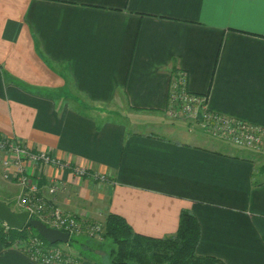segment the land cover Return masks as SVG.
Returning a JSON list of instances; mask_svg holds the SVG:
<instances>
[{
  "label": "crops",
  "instance_id": "obj_1",
  "mask_svg": "<svg viewBox=\"0 0 264 264\" xmlns=\"http://www.w3.org/2000/svg\"><path fill=\"white\" fill-rule=\"evenodd\" d=\"M181 72L211 111L264 129V0H0V136L107 177L32 167L45 187L68 182L57 204L156 238L190 210L199 255L264 264L256 149L169 119ZM0 264L40 263L0 240Z\"/></svg>",
  "mask_w": 264,
  "mask_h": 264
},
{
  "label": "built area",
  "instance_id": "obj_2",
  "mask_svg": "<svg viewBox=\"0 0 264 264\" xmlns=\"http://www.w3.org/2000/svg\"><path fill=\"white\" fill-rule=\"evenodd\" d=\"M169 100L167 111L170 117L194 120L202 113L207 119L206 125L210 131L228 138L234 144L245 145L246 142L258 143L262 140L264 134L262 127L211 111L207 106V96L188 89L186 72L173 76ZM42 165H52L62 170L69 169L80 179L91 176L98 181H107L105 175L93 174L83 167H72L69 162H63L47 151L35 150L16 138L0 136V174L5 180L21 187L20 204L24 211H28L31 217H37L50 227L68 232L71 237L84 233L90 237L102 238L100 221L91 223L85 214L68 213L57 204L58 194L68 188L67 181L55 178L45 187L40 179L33 177L30 169ZM13 246L40 264H81L77 254L65 250L63 245L48 249L42 242L33 239L30 245L19 241Z\"/></svg>",
  "mask_w": 264,
  "mask_h": 264
},
{
  "label": "trees",
  "instance_id": "obj_3",
  "mask_svg": "<svg viewBox=\"0 0 264 264\" xmlns=\"http://www.w3.org/2000/svg\"><path fill=\"white\" fill-rule=\"evenodd\" d=\"M106 215L103 237L110 239L115 245L110 253V264H225L216 257L197 253L201 227L199 220L190 210H182L176 233L161 238L136 232L119 214L109 212ZM89 220L93 222L92 219ZM33 239L42 242L48 249L63 244L49 243L30 225L23 229H13L0 220V240L5 246H13L19 241L30 245ZM73 240L71 237L67 245H72ZM81 254L83 253L77 255L80 262L85 259Z\"/></svg>",
  "mask_w": 264,
  "mask_h": 264
},
{
  "label": "rangeland",
  "instance_id": "obj_4",
  "mask_svg": "<svg viewBox=\"0 0 264 264\" xmlns=\"http://www.w3.org/2000/svg\"><path fill=\"white\" fill-rule=\"evenodd\" d=\"M202 115L203 114L200 113L198 118H195L193 120V119H187L186 117H179V118L170 117L168 116V113H167V116L169 117V119L173 120L174 122H189V123L195 124L196 128L202 129L209 135L213 137H217L218 139H221L225 142L233 143L230 140H228V138L219 136L218 134L214 133V131L213 132L210 131L206 125L207 119L204 117V115L203 116ZM261 139H262L261 140L262 143L261 142L257 143L254 141L253 143L246 142L247 144L245 145H237L234 143L233 145L238 146V147H244L247 149H254V148L256 149L255 151L257 155L255 157V160H256L255 161L256 163L255 173L257 174V176L260 175L264 178V156L261 155V153L259 152L263 148L264 134H262ZM4 180L2 179V176L0 174V200L1 198L2 200H6V203H9L10 208L13 211H16V212L24 211V209L22 208L20 204V191L12 189L11 185ZM100 208L101 207H99L98 205H94V206L90 205V206L85 207L82 211H80V213H77V214H85L84 216H86L87 219H92V221H95V222L100 221L102 225L101 230H102V233L104 234L105 220H106L107 215L106 214L104 215L102 211H99L98 209ZM103 234H102V238L90 237L84 233L79 234V235H73L72 237L74 240L71 241L72 245H67V244H62V245L65 248V250L75 253L77 255H80V252L83 253L81 255H83L85 259H88L90 261L98 262L99 264H110V261H111L110 253H111V250L115 247V245L110 239L109 240L105 239L103 237Z\"/></svg>",
  "mask_w": 264,
  "mask_h": 264
},
{
  "label": "water",
  "instance_id": "obj_5",
  "mask_svg": "<svg viewBox=\"0 0 264 264\" xmlns=\"http://www.w3.org/2000/svg\"><path fill=\"white\" fill-rule=\"evenodd\" d=\"M0 220L13 229H23L25 226L30 225L51 244H67L71 240V236L68 232L50 227L40 219L32 218L28 211H13L3 200H0Z\"/></svg>",
  "mask_w": 264,
  "mask_h": 264
}]
</instances>
